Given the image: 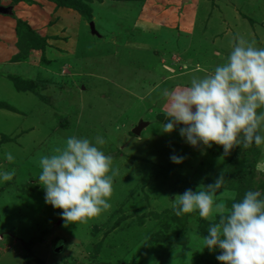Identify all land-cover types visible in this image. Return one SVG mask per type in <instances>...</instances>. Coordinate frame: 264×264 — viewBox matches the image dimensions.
<instances>
[{"label":"rangeland","instance_id":"1","mask_svg":"<svg viewBox=\"0 0 264 264\" xmlns=\"http://www.w3.org/2000/svg\"><path fill=\"white\" fill-rule=\"evenodd\" d=\"M12 2L0 0L14 8L0 17L16 27L23 18L38 40H50L45 51L13 64L14 25L0 20V60L7 62H0V172L15 170L11 181H0V264H220L218 249L198 247L210 222L196 213L177 217L172 204L177 194L225 172L236 148L224 156L214 144L202 153L178 129L162 133L167 118L158 117L164 90L211 74L237 37L264 48V0H67L72 7L58 12L44 0ZM74 5L92 11V20ZM198 66L202 71L185 72ZM97 135L118 169L111 207L87 224L65 226L62 210L45 202L38 155L71 136L94 141ZM256 148L245 163L254 164L250 180L264 198V144ZM173 154L186 159L174 164ZM233 195L219 198L229 205ZM164 211L159 221L148 217ZM121 217L128 219L116 235L112 225Z\"/></svg>","mask_w":264,"mask_h":264},{"label":"clouds","instance_id":"2","mask_svg":"<svg viewBox=\"0 0 264 264\" xmlns=\"http://www.w3.org/2000/svg\"><path fill=\"white\" fill-rule=\"evenodd\" d=\"M166 122L162 133L178 129L179 135L202 153L212 146L223 148V155L243 144L248 148L264 144V48L237 37L225 61L211 74L191 79L188 86L164 90L162 93ZM182 126V127H180ZM105 139L93 140L71 136L63 144L52 147L50 154L38 155L41 169L38 183L45 190V202L61 209L68 224H87L111 207L113 194V158L100 146ZM12 162L13 155L5 153ZM184 156L173 154L170 160L181 164ZM15 170L0 172V181H11ZM225 179L186 189L173 199L177 217L196 213L209 221L202 237L204 248L217 249L220 264H264V198L259 191L249 190L229 206L220 199Z\"/></svg>","mask_w":264,"mask_h":264},{"label":"trees","instance_id":"3","mask_svg":"<svg viewBox=\"0 0 264 264\" xmlns=\"http://www.w3.org/2000/svg\"><path fill=\"white\" fill-rule=\"evenodd\" d=\"M44 1H46L47 3H52L53 2L54 5H56V2L58 0H44ZM119 1H121V0H119ZM20 3H25V4L32 5V4L38 3V0H13L12 5H16V4L18 5ZM61 7L70 9L72 6H70L68 4L67 0H61L55 6V9H54L53 12H58V10ZM73 7L76 8V10L77 9L80 10L82 13H84V15H87V11L85 10V8L80 7V6H76V5H74ZM86 18L90 19V21L92 20V11H89V15H87ZM52 23H53V20L50 22V24L52 25ZM15 31H16L17 40H16V44L14 46L17 47L18 53L14 57L13 61L24 60V59L28 60L27 58L31 54L32 50H41L42 49L43 51H45V49L47 47V42H48V40H50V38L48 36H46V38L39 36V40H38L36 38L37 35L34 34V30L32 28V25L28 24L26 21H24L21 18L17 20V27L15 28ZM185 72L188 73V71H185ZM164 115L165 114H161L160 117H158V118L159 119L161 118L163 120V116ZM6 139H10V138L5 136L4 140H6ZM250 153L257 154V148H256L255 143H253L248 148L243 147V144H241L240 146L236 147L235 153H234L233 157L230 159V162H229V165H228L226 171L225 172H221V173L218 174L219 176L223 175L225 181H227L226 184L224 183V186H223V188L221 190V193H226L227 191H231V193L236 194V200H239V199H241L243 197L245 192H247L249 190L257 191L256 188L252 186L253 180H250L253 177V175H254V173H252L253 170H254L253 169L254 168V164H253V166L252 165L249 166V165H247V163H245V161H247L246 159H248V156H249ZM218 175H217V177H218ZM204 182L205 181H201L200 183L202 185H204L203 184ZM212 182H214V180H212V181L208 180V183H212ZM230 205L231 204H229V206ZM136 213L137 212H134L131 216H128V217L135 216ZM163 215H165V211L161 212V213H156V214L152 213L151 216H148V217L153 218L156 221H159L158 218H161ZM144 218H146V217H142L140 219V221L143 222L142 220ZM126 219H128V218L127 217H121L117 222H115L114 225H112L113 230L117 231L116 235L119 232L121 233L122 230H124V228L121 227V224ZM203 221H205V220H203ZM206 223H207V221H206ZM108 231H110V230H108ZM151 231L152 230H150L148 234H150ZM205 234H206V232L204 234L202 233L201 235L204 236ZM116 235H115L113 241L116 240ZM202 236H201V238H202ZM148 237H149V235H148ZM122 238H123V241H121V242H124V245L126 246V242H125L126 239H125V237H122ZM158 240L160 241L161 239L158 238ZM112 243H113V246L116 247L115 246V242H112ZM166 244H168V243H166ZM166 244H164V246H166ZM111 247H112V244H111ZM198 247H200V248L204 247L203 243H202V239L200 240V245ZM119 263L120 262H118L116 264H119ZM213 264H214V262H213Z\"/></svg>","mask_w":264,"mask_h":264},{"label":"crops","instance_id":"4","mask_svg":"<svg viewBox=\"0 0 264 264\" xmlns=\"http://www.w3.org/2000/svg\"><path fill=\"white\" fill-rule=\"evenodd\" d=\"M44 2H46V1H44ZM21 4V3H20ZM23 4H25V3H23ZM1 5H5V4H1ZM9 5V4H8ZM36 5L38 6H40L41 4H38V3H36ZM43 5V4H42ZM47 5H52V3H47ZM13 7V6H12ZM14 9V8H13ZM32 9H36V8H32ZM13 11V10H12ZM32 11H34V10H32ZM35 12V11H34ZM2 15H6V14H2ZM8 15V14H7ZM1 19H6V20H8V18H3V17H0V20ZM23 19V18H22ZM24 20V19H23ZM7 23H9L10 24V26H12V28H13V25H14V32H15V36H16V31H15V28H16V26H15V22H12V20H8V22ZM163 26H165V25H163ZM162 28V27H161ZM164 28V27H163ZM96 37V36H95ZM89 40V39H88ZM76 41L77 40H75V44H76ZM50 42V41H49ZM53 45V44H52ZM4 51V48H3V50H2V52ZM5 52V51H4ZM12 53H14V52H12ZM179 58V57H178ZM181 60V59H180ZM175 61H176V58H175ZM189 61V60H188ZM0 62H5V63H7L6 61H3L2 59L0 60ZM11 62H13V61H11ZM17 63H19V62H16V61H14V63L13 64H17ZM26 63V62H25ZM163 64V63H162ZM188 64H191V62L190 63H188ZM165 68H167V70H169V71H174L175 70V68H169L167 65L165 66ZM199 71H202L201 70V68L198 66V67H196L195 69H193L191 72H188V73H193V72H199ZM186 74V73H185ZM174 85V84H173ZM173 85H171V87H173ZM170 87V89H167V90H171V89H174V88H176L175 87V85H174V87L173 88H171ZM18 91H20V89H18ZM164 102V100L162 101V103ZM1 106H4V108H5V105H3V104H1ZM7 108V107H6ZM7 110V109H6ZM7 140V141H6ZM6 140H3V141H6V142H9L10 140H12V139H6ZM2 141V142H3ZM1 142V143H2Z\"/></svg>","mask_w":264,"mask_h":264},{"label":"water","instance_id":"5","mask_svg":"<svg viewBox=\"0 0 264 264\" xmlns=\"http://www.w3.org/2000/svg\"><path fill=\"white\" fill-rule=\"evenodd\" d=\"M13 10V7L12 6H1L0 5V14H12V11ZM91 29H92V32L95 34V35H99V33L97 32V30H96V27H95V23L94 22H92L91 23ZM146 126V124H144V123H142V124H140L135 130H134V134H136V135H139L141 132H142V130H143V128ZM62 248H63V246H60L58 249H57V251H60V250H62Z\"/></svg>","mask_w":264,"mask_h":264}]
</instances>
